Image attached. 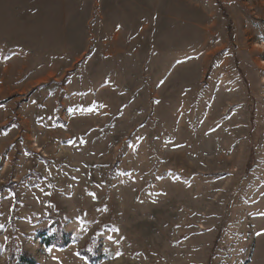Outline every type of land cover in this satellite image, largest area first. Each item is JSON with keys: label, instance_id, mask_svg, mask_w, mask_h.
I'll list each match as a JSON object with an SVG mask.
<instances>
[{"label": "rangeland", "instance_id": "1", "mask_svg": "<svg viewBox=\"0 0 264 264\" xmlns=\"http://www.w3.org/2000/svg\"><path fill=\"white\" fill-rule=\"evenodd\" d=\"M261 62L264 0H0V264H264Z\"/></svg>", "mask_w": 264, "mask_h": 264}, {"label": "trees", "instance_id": "2", "mask_svg": "<svg viewBox=\"0 0 264 264\" xmlns=\"http://www.w3.org/2000/svg\"><path fill=\"white\" fill-rule=\"evenodd\" d=\"M40 238L42 244L46 248H51L53 246L64 247L68 244V241H66V235L63 232H53L52 234L41 233ZM82 254L86 256L88 260H92L93 258V256L88 252H82ZM13 264H36V261L34 258L25 253H18L14 258Z\"/></svg>", "mask_w": 264, "mask_h": 264}, {"label": "crops", "instance_id": "3", "mask_svg": "<svg viewBox=\"0 0 264 264\" xmlns=\"http://www.w3.org/2000/svg\"><path fill=\"white\" fill-rule=\"evenodd\" d=\"M127 18V17H126ZM126 22H130L129 21V19L128 20H125ZM136 21V20H135ZM135 41H136V39H133V41L130 43V45H131V51H132V54H135L136 52L134 51V49H135ZM135 43V44H134Z\"/></svg>", "mask_w": 264, "mask_h": 264}, {"label": "snow or ice", "instance_id": "4", "mask_svg": "<svg viewBox=\"0 0 264 264\" xmlns=\"http://www.w3.org/2000/svg\"><path fill=\"white\" fill-rule=\"evenodd\" d=\"M156 103H159L158 101H156ZM261 215H264V213H261Z\"/></svg>", "mask_w": 264, "mask_h": 264}, {"label": "bare ground", "instance_id": "5", "mask_svg": "<svg viewBox=\"0 0 264 264\" xmlns=\"http://www.w3.org/2000/svg\"><path fill=\"white\" fill-rule=\"evenodd\" d=\"M261 63H263L264 64V62H261ZM263 83H264V81H263ZM182 160V159H181Z\"/></svg>", "mask_w": 264, "mask_h": 264}]
</instances>
